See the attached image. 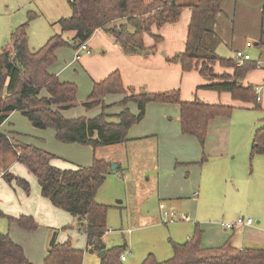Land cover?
I'll list each match as a JSON object with an SVG mask.
<instances>
[{
	"label": "rangeland",
	"instance_id": "rangeland-1",
	"mask_svg": "<svg viewBox=\"0 0 264 264\" xmlns=\"http://www.w3.org/2000/svg\"><path fill=\"white\" fill-rule=\"evenodd\" d=\"M70 14L68 0H0V51L11 46V32L22 23H27V44L31 51L42 47L50 37L61 34L69 44L55 49V60L48 70L60 74V79L69 77V82L77 85L78 104L67 115H72L71 118H93L99 114L98 110L90 111L81 105L91 91L82 65L89 73L96 72L100 68L97 62L100 51L95 49L92 55H88H96L90 61L81 55L78 62H70L75 50L71 42L74 31H63L58 23L60 18ZM180 18L181 15L176 23ZM167 45H170L169 41ZM216 50L219 57L228 59L233 56L235 48L221 43ZM173 57L166 59L181 68L178 62L172 60ZM223 68L230 69L219 62L215 63L213 69L220 72ZM254 69H249L245 76L258 71ZM193 81L195 79L185 77L182 84L181 81L177 82V86L171 89H178L180 98L186 97L188 100L201 97L196 94L197 90L214 91L198 88L200 84L195 87ZM258 84L261 83H254L253 87L260 86ZM228 103L234 106L230 117L215 119L208 127L207 137L202 144L193 137L178 134L179 108L171 104V107H167L171 123L167 121L166 125L171 126L176 122L177 135L168 129L160 131L157 137L91 149V158L103 159L110 164V171L95 195L96 202L108 206L103 244L107 248L122 246L125 264H141L148 255L158 261L169 259L173 255L172 243L184 242L196 229L205 247H216L226 242L232 244V239L238 237V228L224 231L220 223H232L239 216L250 218L254 223L264 219V154L251 155L253 132L264 125V88L261 89L257 107L253 103L248 105L232 100ZM112 121L115 122L116 118ZM142 126L143 130L150 129L151 120ZM0 130L13 134L18 142L29 143L50 152L53 155L51 161L57 162L60 165L58 168L75 169L80 165L78 153L82 151L76 152L78 145L60 142L53 128H36L18 111L8 116ZM181 161L194 163L184 164V168L179 170V164H176ZM195 161L200 164H195ZM112 165L118 167L112 170ZM193 169H196L203 192L193 186L192 177L190 180L185 179L186 171L192 172ZM7 171L25 180L29 184L28 190L23 189L16 178L6 180L3 174ZM161 171L166 177L169 176L168 179L171 176V194L178 198L161 199L162 195H158L154 186ZM232 177L236 181L234 187ZM168 183L166 187H169ZM160 187L167 194L164 182ZM196 190H199L198 195L194 194ZM42 198L37 179L26 166L18 162L12 152H0V233L8 234L36 264H42L53 233L56 242L70 241L74 247L84 251L82 264H98L97 254L86 251V236L76 226L75 217L51 203V210L38 205V213L33 216ZM164 212H172L174 216L166 219ZM21 214L32 216L37 228L29 232L10 221L9 218ZM184 215L189 217L188 221L181 219Z\"/></svg>",
	"mask_w": 264,
	"mask_h": 264
},
{
	"label": "trees",
	"instance_id": "trees-1",
	"mask_svg": "<svg viewBox=\"0 0 264 264\" xmlns=\"http://www.w3.org/2000/svg\"><path fill=\"white\" fill-rule=\"evenodd\" d=\"M71 14L58 20L63 31L72 30V44L86 42L94 31L102 28L111 35L127 55L149 54L155 45L146 47L143 35L151 34L153 26L161 28L178 21L181 11L188 8L191 18L185 47L172 60L178 62L183 72L195 69L205 80L198 88L229 92L231 98L257 107L258 94L253 85H243L241 79L256 63L246 61L237 65L234 58H221L216 53L220 38L215 31L216 16L221 12L222 0H68ZM22 23L11 32V46L0 51V127L8 116L18 111L32 126L40 129L51 127L56 138L63 143L89 145L93 148L125 142L131 126L139 123L149 102L171 103L179 107V122L183 134L192 135L202 144L207 137L210 123L217 118H228L234 108L231 104L210 103L198 97L182 100L178 89L165 91L134 92L123 86L118 70L94 82L82 106L91 109L100 105L102 111L93 118L85 116L67 118L62 110L77 105V85L61 81L48 68L55 60V49L69 44L60 35L50 37L40 48L31 51L27 44L26 25ZM155 43L162 40L154 34ZM232 68V74L214 72V65ZM125 94L117 102L121 110L116 121H109L104 103L107 94ZM128 102L137 105L131 113ZM0 152H12L16 160L26 166L38 182L40 195L76 219V226L86 235L91 251H102L99 264H125L120 259L122 246L105 247L101 237L107 231V205L96 202L99 186L110 171V164L103 159H93L90 165L75 169H62L51 164L52 154L29 143L18 142L11 133L0 130ZM264 154V125L252 135L251 155ZM203 160V159H202ZM113 170V169H112ZM6 180L16 182L28 190L29 184L10 173ZM21 229L37 228L33 217L21 214L9 218ZM253 222V221H252ZM173 255L158 261L148 255L141 264H264V247L239 248L226 242L216 247H205L201 234L194 232L182 243H172ZM84 251L70 241L56 242L49 246L42 264H82ZM0 264H33L23 248L13 242L8 234L0 233Z\"/></svg>",
	"mask_w": 264,
	"mask_h": 264
},
{
	"label": "crops",
	"instance_id": "crops-1",
	"mask_svg": "<svg viewBox=\"0 0 264 264\" xmlns=\"http://www.w3.org/2000/svg\"><path fill=\"white\" fill-rule=\"evenodd\" d=\"M180 15L181 18L179 22L165 24L159 29L153 26L151 29V34L148 35L145 33L143 35V42L146 47L152 45L156 46L155 52L152 54L149 53L146 55L143 54L127 55L122 51L121 47L115 42L114 38L111 35L106 33L102 28H98L86 41L87 50L80 49L77 52V57H76V50L79 45L75 47L74 55L70 62L72 63L73 60L78 62V60L81 59L80 57L81 55L82 56L84 55L86 57L85 59L90 61L93 58H95L96 55L93 57H88V55H92L95 49L100 51V54L97 55L98 57L97 62L100 63V68H98L96 72L89 73L86 67L82 65V69L84 73L87 74L88 80L90 82V87H89L90 90L92 89L94 82L104 79L111 72L115 70H118L119 74H121V80L123 86L126 89L130 88V90L131 89L134 90V92L136 88L138 92L143 90L149 92L165 91L168 89L171 90V88L177 86L176 85L177 82L180 83L181 81L182 84V80L185 77L186 79L188 78L195 79V81H193V86L196 87L199 84L201 85L205 83V80L202 78V76L198 73L197 70H194L195 72L193 71L182 72L179 66L170 64L166 59L169 57H173L176 54V52H181L183 50V46H185L184 41H186L187 38L188 24L191 18V11L188 8H184L181 11ZM215 31L220 38L219 44L224 43L226 45H229L231 48H235V50L238 49L244 50L245 52L250 54L252 62H256V61L260 62V67H255V69L253 68L254 71L255 70L258 71L255 72L253 75L251 74L253 71L248 73L245 76V78L241 81L243 85H247V84L253 85L256 82L261 83L258 84L260 86L254 85L256 86L255 87L256 90L257 89L259 90V91L257 90V94L259 97L261 89L264 88V0H222L221 12L218 13L216 16ZM154 34L160 35L162 37V40L159 43L154 42L153 39ZM168 41L170 45H167ZM247 43H250L251 45L248 46ZM235 50L233 51L235 52ZM215 51L217 52V50ZM234 52H233V56H234ZM220 70L222 72L221 71L220 72L214 71V72L217 74H221V73L232 74V68H230L229 70L224 68ZM53 74H55L60 79L59 76L60 74L59 75L58 73H53ZM186 74L187 76H185ZM60 80L69 81L70 79L69 77L66 76L65 78H61ZM196 94L200 95L201 96L200 98L202 100L204 101L207 100L206 102H210V103L220 102L224 104H229L228 102H230L231 100L236 101L233 100L231 98L230 93L226 91L204 92L201 90H197ZM123 97L124 94L121 93L107 94L105 96L104 98L105 104L108 106L105 111L110 116L108 117L109 121L110 120L112 121L113 118H116L115 115L121 110V106L117 105V102H119ZM182 100H188V99H186L185 97V99ZM236 102L240 103V101H236ZM170 105L171 103H156V102L147 103L145 106L144 117L139 123L130 127V129L127 132V140L125 141V143L130 144L137 139L141 140V139H147L149 137H155V136L157 137L160 131L165 132L168 131V129L173 130L174 134L177 135L176 122H173V125L171 126L166 125L167 121L171 123V118L168 117L169 110L167 109L168 106L171 107ZM248 105L250 104L248 103ZM175 106L178 107V105L176 104ZM127 107L129 108L131 113L134 114L137 113V105L134 102H128ZM73 108L74 107L62 110V114L67 118H71L70 116L72 115H67V114ZM94 109L98 110V113L101 112L100 105L94 106L93 108L88 110L94 111ZM171 110H173L174 112L173 108H171ZM177 115H178V124H179L178 134L183 136L187 135V134H183L181 131L180 122H179V112ZM148 120H151L152 126L150 127V129L148 130L141 129L143 127L142 126L143 123L145 124V122ZM6 132L10 133L8 131ZM187 136L193 137L195 140L197 139L192 135H187ZM71 145H78L77 148H75L76 152L82 151L78 153V162L80 165L86 166L93 161L94 158L93 157L91 158L90 156L91 149H93L92 146L82 145L77 143H71ZM193 147L196 148V146ZM197 162L199 161H195V164H197ZM188 163L193 164L194 162L181 161L179 163L177 162L176 165L179 164L178 166L180 170L181 168H184V164L187 165ZM51 164L56 167H60V165L55 161H51ZM198 164H200V162ZM158 175L159 177L157 178V182L154 187L159 192L158 195L159 196L162 195V197L160 198L170 199V200L172 198H178L176 195L171 194V190H172L171 176L168 179L169 176L166 177L165 173L162 171ZM190 177H192L193 186H197V188L200 189V192H203V187L202 184H200V181L196 174V169H193L192 172L186 171L185 179L190 180ZM162 182H164V188H166L167 194L164 193L163 188L160 187V184L162 185ZM167 182H169L168 183L169 187L165 186ZM235 184L236 181L234 177H232L233 187ZM198 193L199 190H196L194 192L195 195H198ZM180 194L182 193H179L178 195ZM49 203H50L49 200L44 197L41 200H39V203H37V207L33 212V216H36V214L38 213V205H41L42 207L46 208V210H51L50 208L51 206H49L50 205ZM162 204L164 203H160L159 205ZM163 216L166 219L169 218V216L165 215V212L163 213ZM186 217H187L186 219L183 217L181 219L184 221H188L189 217L187 215ZM222 227L224 228V231H226L227 228H225L224 226ZM237 231H238V237L232 239L233 240L232 244H235L234 246L239 248L264 247L263 218L260 220H256V223L252 222L251 224L240 226L238 227ZM102 237H101V242L103 244ZM86 251H89L90 253H96L97 256L99 252L98 250L91 251L90 246H87V244H86ZM25 256L31 262H34L36 264V262L32 260L31 257H29V255L25 254ZM98 264H99V256H98Z\"/></svg>",
	"mask_w": 264,
	"mask_h": 264
},
{
	"label": "built area",
	"instance_id": "built-area-1",
	"mask_svg": "<svg viewBox=\"0 0 264 264\" xmlns=\"http://www.w3.org/2000/svg\"><path fill=\"white\" fill-rule=\"evenodd\" d=\"M247 45L250 46L251 44L247 43ZM80 49L87 50L86 42H84L78 46V48L76 50V57H77V52ZM233 58H234V61L236 62L237 65H241L246 61H251L250 54L245 52L244 50H241V49L235 50ZM255 63H256V67H260L259 61H256ZM257 99H259V97ZM165 215L169 216V218H172L174 216V213L165 212ZM182 217L185 219L187 218L186 216H182ZM251 223H252V219L244 218L243 216H239L235 219L234 222H232V223H221V225L224 226L225 228L237 229L240 226L248 225ZM120 259L122 261H124L126 259L125 255L123 253L120 254Z\"/></svg>",
	"mask_w": 264,
	"mask_h": 264
},
{
	"label": "water",
	"instance_id": "water-1",
	"mask_svg": "<svg viewBox=\"0 0 264 264\" xmlns=\"http://www.w3.org/2000/svg\"><path fill=\"white\" fill-rule=\"evenodd\" d=\"M116 167L117 165H112V169H116ZM54 241H55V233L52 234L49 245L51 246L54 243ZM102 253H103L102 251H99L98 256L101 257Z\"/></svg>",
	"mask_w": 264,
	"mask_h": 264
}]
</instances>
